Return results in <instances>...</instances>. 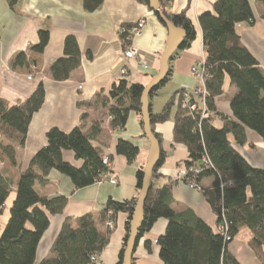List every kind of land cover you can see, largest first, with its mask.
<instances>
[{"label": "trees", "instance_id": "trees-1", "mask_svg": "<svg viewBox=\"0 0 264 264\" xmlns=\"http://www.w3.org/2000/svg\"><path fill=\"white\" fill-rule=\"evenodd\" d=\"M17 1L7 0V3L12 7ZM138 1L149 6L148 0ZM170 1L159 0L161 12L176 27L185 31L182 45L174 52L172 59L191 45L196 32L185 11L174 14L168 9ZM100 4L101 0H84L87 10H93ZM153 13L165 26L159 13ZM260 17L264 20V12ZM253 21L251 0H217L213 4V12H203L199 16L206 73V106L210 116L202 118L203 111L199 105L195 111L190 112L182 108L179 102L173 118V141L184 145L189 152L188 159L178 164L179 170L184 168L187 172L182 178L184 182L195 180L201 185L203 179H213L210 188H203V195L217 217V226L224 224L226 231L224 234L218 233L192 209L175 212L171 208V180L167 178V182L162 185L153 183L155 178L163 176L158 170L164 164L167 153L161 148L145 200L136 246L159 219H166V228L156 241L158 256L163 264H242L228 250L229 244L242 228L250 230L248 246L258 262L264 264V169L253 167L237 150V147H254L247 141L246 129L255 131L264 140V73L256 58L242 43L237 29L240 23ZM124 36L122 33L121 38L124 39ZM64 53L65 58L58 59L48 68L50 77L55 81L68 80L80 65L81 53L74 37L66 38ZM24 62L23 54L15 61L17 65ZM170 71L169 69L168 75ZM168 75L151 92L149 98L158 93ZM228 86L236 88L230 99L232 116L218 111L215 103V99L224 94ZM143 87L140 83L128 84L122 81L120 91L115 96L111 95L113 101L107 96L99 101L102 107L108 108L113 129L123 130L129 113L134 111L139 116L141 135L145 137L140 113ZM181 91L175 92L159 112H151L153 131L156 124L169 120L174 96ZM44 99L43 82L21 104H13L0 98V150L21 172L10 217L0 234V264L35 263L37 247L50 225L51 217L62 213L68 200L66 195L60 193L47 196L36 190V185L43 186L48 182L52 171L66 176L73 189L98 183L108 171L102 162L104 155L92 144L100 134L101 126L95 122L91 125L90 132L85 133L86 114L82 115L81 125L71 131L50 128L46 132V145L34 154L28 167L21 171L18 150L24 148L30 122L33 115L41 109ZM191 100L195 102L193 97ZM217 118L221 119V124ZM156 136L160 142L157 134ZM65 150L73 151L77 159L83 160V165L77 168L65 161ZM115 150L116 154L126 159L127 165L134 164L140 154V148L136 144L122 138L117 140ZM145 162L136 171L135 196L122 201L108 199L102 211L101 219L105 223L118 212L126 214L125 232L116 264L122 262ZM193 168L199 169V173L194 174ZM10 191L11 181L0 175V212L5 207ZM109 211L112 214L109 215ZM109 234L110 230L104 233L99 230L92 213L66 217L49 249V256L39 264H98L92 257H100L109 242ZM144 245L150 250L149 241H145ZM135 260L132 257V264H135Z\"/></svg>", "mask_w": 264, "mask_h": 264}, {"label": "crops", "instance_id": "crops-1", "mask_svg": "<svg viewBox=\"0 0 264 264\" xmlns=\"http://www.w3.org/2000/svg\"><path fill=\"white\" fill-rule=\"evenodd\" d=\"M217 0H171L168 9L174 14L185 11L187 18L195 28L196 36L191 45L178 52L169 62L170 74L161 91L149 98L151 112H159L165 102L175 92L200 86V79L191 74L193 64L204 59L202 29L199 16L203 12H213ZM254 21L242 22L237 26L241 41L256 58L264 73V0H251ZM143 20L144 26L133 44L143 54L148 67L142 69L121 55V31ZM72 36L81 53L79 67L71 73L68 80L55 81L48 73V68L58 59L65 58L64 44ZM168 30L161 24L153 10L138 0H101V4L87 10L84 0H18L10 7L7 0H0V98L13 104L23 103L36 89L40 82L45 86V99L41 109L33 115L29 125L27 139L22 150H18L21 171L25 170L34 154L46 145V132L53 127L71 131L82 123L86 114L85 133L97 122L101 132L92 141L101 155L108 156L112 162V172L116 182H98L80 189H73L69 179L57 171H52L48 182L36 185L40 194L47 196L60 193L68 200L62 213L51 217L50 225L43 234L36 252L34 264L49 256V249L58 235L66 217H78L92 213L101 232L107 227L102 221V211L108 199L122 201L136 194V171L146 161L149 141L142 136L139 116L131 111L123 130L113 129L110 125L108 108L100 105V100L120 90L122 81L146 85L158 72L162 53L166 48ZM23 54L25 62L16 64V58ZM127 69L126 76L121 70ZM28 75L32 78L28 79ZM79 85L83 87L79 89ZM119 90V91H118ZM115 91V93H112ZM235 86H228L224 94L215 99L218 111L232 116L230 99L235 93ZM161 97H159L160 95ZM112 98V99H111ZM155 98H158L157 100ZM199 106L202 100L193 97ZM82 103V104H81ZM179 100L174 96V105L170 118L156 124L154 132L160 138L161 148L167 156L158 172L163 176L153 180L155 185L171 181L175 212L186 209L195 214L216 230L217 217L202 191L191 189L182 179H177L178 164L187 160V148L173 141V118ZM247 141L254 147H237L253 167L264 169V140L251 129H246ZM119 138L131 141L140 148L137 161L127 165L126 159L116 154ZM63 159L79 168L83 160L77 159L73 151H63ZM0 175L11 181V191L0 212V234L10 217V208L16 196L20 170L13 166L0 150ZM212 178L201 181L204 189L211 187ZM112 211H109V215ZM114 228L110 230L109 242L99 257L98 264H116L125 232L126 214L118 212L113 217ZM167 220L164 218L145 233L138 242L133 257L135 264H163L159 259L157 238L164 232ZM251 232L242 228L228 246L229 252L242 264H260L248 246ZM145 241L150 242V250L145 248Z\"/></svg>", "mask_w": 264, "mask_h": 264}, {"label": "water", "instance_id": "water-1", "mask_svg": "<svg viewBox=\"0 0 264 264\" xmlns=\"http://www.w3.org/2000/svg\"><path fill=\"white\" fill-rule=\"evenodd\" d=\"M148 1L150 8L153 11L159 13L163 23L165 24L168 30V38L166 48L160 58L158 72L146 85H144L143 90L141 92V121L145 137L149 141V150L143 168L141 188L137 197L136 204L134 206L132 218L130 220L129 236L125 244L121 264H132V257L136 248L140 222L143 219L144 204L151 187L153 169L158 163L161 152L160 142L151 128V105L149 103V96L151 92L166 79L169 73V62L171 60V57L174 52L180 49L185 36V31L182 28L176 27L162 14L159 0Z\"/></svg>", "mask_w": 264, "mask_h": 264}, {"label": "built area", "instance_id": "built-area-1", "mask_svg": "<svg viewBox=\"0 0 264 264\" xmlns=\"http://www.w3.org/2000/svg\"><path fill=\"white\" fill-rule=\"evenodd\" d=\"M144 26V21L139 20L137 23L134 25L124 27L121 31L125 35L124 39L121 38V43H122V48H121V55L124 57L127 61L133 62L136 66L141 67L142 69H146L148 67L147 63L145 62L143 54H141L140 50L133 44V40L135 37L139 36L142 32ZM121 75L126 76L127 74V69H122L121 70ZM191 74L200 79V86H195L190 89H184L179 94L177 95L178 100L181 104L182 108L188 109L190 112H193L197 109L198 104L196 102H193L191 99L192 97H200L202 100V118H208L210 116L209 111L207 110L206 106V97H207V92L205 89V78H206V73L204 71V59L202 61H199L195 64L192 65L191 67ZM32 76L28 75V79H31ZM79 89H81L83 86L79 85ZM217 121L219 124H221V119L217 118ZM102 162L104 165L107 166L108 171L106 174L103 175L101 180L102 181H109V182H116L117 177L113 174L112 172V162L110 161V158L108 156H103L102 157ZM206 165H209L207 161H204ZM192 171L195 173H199V169H192ZM187 174L186 170L184 168L178 170L177 172V179H182L185 177ZM187 185L191 189H197V190H202L203 187L199 185L195 180H189L187 182ZM107 230H111L114 228V221L112 218H108L106 223H105ZM216 231L218 233L224 234L226 231V227L224 224H219L216 227ZM92 260L94 262H99V257L94 256L92 257Z\"/></svg>", "mask_w": 264, "mask_h": 264}, {"label": "rangeland", "instance_id": "rangeland-1", "mask_svg": "<svg viewBox=\"0 0 264 264\" xmlns=\"http://www.w3.org/2000/svg\"><path fill=\"white\" fill-rule=\"evenodd\" d=\"M163 88V86L159 89V92L161 91V89ZM182 90H184V89H182ZM160 95V94H159ZM159 97H161V95L159 96ZM156 100L158 99V98H155ZM109 117H110V115H109ZM110 119H111V117H110ZM148 154V153H147ZM146 157H147V155H146ZM21 173V172H20ZM114 174V173H113ZM115 175V174H114ZM102 182H106V181H102ZM203 186V185H202ZM203 189V188H202ZM200 191H202V190H200ZM203 192V191H202Z\"/></svg>", "mask_w": 264, "mask_h": 264}]
</instances>
